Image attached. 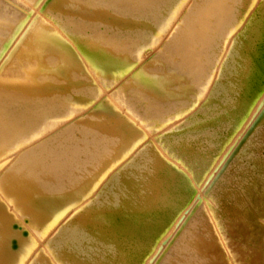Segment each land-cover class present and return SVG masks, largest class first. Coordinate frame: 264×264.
Here are the masks:
<instances>
[{
  "label": "bare ground",
  "instance_id": "6f19581e",
  "mask_svg": "<svg viewBox=\"0 0 264 264\" xmlns=\"http://www.w3.org/2000/svg\"><path fill=\"white\" fill-rule=\"evenodd\" d=\"M168 1L172 0H144V2L106 0V4L98 0H0V101H3L2 97H11L14 101L11 103L14 104L11 109L21 111L24 109L23 106L32 109L59 99L56 95L61 96L62 94L57 93L64 88L61 89L63 84L58 87L59 81L63 82L66 79L63 80V76H60L62 71L60 74L56 71L61 66H52L57 64L55 61L57 59H53L56 52H65L68 57L62 53L56 56L61 59V54L67 57V59L62 58L66 61L68 58L73 59L77 63L76 67L78 64L79 66L81 63L84 64L85 70H88L96 83L109 75H114L117 84H121L113 93L104 94L108 97V101L94 106L93 109L88 107L89 101H83L89 99V96L87 99H82L83 105L88 104V109L79 111L80 115L85 114L82 118L58 122L60 124L49 123L50 125L45 129H34V132L46 133L47 136L66 122L72 121L58 134L21 156H17L18 152L13 149V143L17 138L9 137L5 130L0 132V148L8 147L7 156L15 155L16 159L7 179L9 182L5 183L3 177L0 178V211L4 209L12 211L11 215L14 218L9 226L13 223H21L20 219L24 214L29 218V223L25 224V227L30 235V243L18 249L16 259L18 264L26 263L29 259H33L32 264H146L157 248L154 240L163 228V232L167 233L166 236L175 238L172 245L162 253L163 257L158 264H222L221 259L216 256L219 253L216 254L213 250L220 248L223 240L220 236L221 232L225 234L222 217H225L224 207L229 190L233 187L236 177L240 174L242 177L252 164L264 167V163H261L264 156V111L259 122L252 127V133L249 132L250 136L247 134L246 139L241 140L242 143L231 156L232 161H228L227 165L224 162L225 165L220 166L223 157L222 155L219 157V152L223 148L227 152L235 143L240 135L237 136L236 131L241 133L246 131L248 125H245V117L250 106L256 111L264 96V50L260 49L262 47L256 48L260 38L264 36V1L260 5L256 0H221L222 2L217 5L204 4L202 9L192 15L196 24L191 25L190 29L189 25L184 23L178 26L183 31L191 32L192 36L196 34L195 40L190 42L186 41L189 39H182L181 44H187L188 47L180 45L184 49L179 47L180 51L170 60L159 55L150 57L146 66L140 68L137 74L126 78L137 66L135 60L132 61L134 53L142 52V47L152 48L155 45L152 40L157 34L163 32L160 42L166 39L168 43L172 42V36L167 37V33L172 24L178 21L179 15L177 11L171 10L175 7L173 5L177 4H174L175 1H172L170 10L166 9ZM123 2L130 4L128 9L130 18L121 23L119 13L126 7L123 6ZM248 2L249 8H255V18H252L247 32L245 31L246 33L244 32L235 43L236 49L240 48V54L236 59L227 55L225 62L212 68L204 51L206 49H202V45L198 43L199 39H204L205 48L213 49L218 41L217 37L218 39L222 37L221 29L240 22L242 17L239 12L245 9V4ZM71 15H77L79 22H83L85 26V31L79 33L77 39H73L68 34L70 21L73 18ZM88 16H91V19ZM92 19H98L104 25L90 22ZM213 20L215 26L211 30L208 22ZM120 24H123L125 30L123 36L118 37L119 40L139 39L136 42L125 41L128 46H141L133 52L131 49L128 50L129 54L131 52L130 55L134 54L132 56L126 57L120 53L125 57L121 55L119 57L117 51L114 52L117 49L116 45L121 46L122 43H119L121 40H116L120 33L117 26ZM134 26L137 27L136 34L130 32ZM103 39H106L107 43H104ZM200 48L206 55L203 53V57L199 58L197 53ZM216 50H219V46ZM149 55L150 53L146 56ZM61 60L58 62L60 63ZM233 61L235 63L230 64ZM155 62L161 65V71L155 70ZM175 65L178 67L175 68ZM67 69H64L66 74L72 72L70 70L68 72ZM211 69L218 75L215 83L214 80L209 81L207 76ZM86 71L85 73H88ZM70 74L67 81L72 77ZM88 75L86 77L90 78ZM76 76L72 79L81 81L74 79ZM56 77L62 79L58 80V84ZM112 80L115 81L111 77L109 81ZM179 82H182V86L180 85L177 90L176 86ZM89 83L90 87H88L92 88L94 85L91 86V80ZM105 84L103 86H106ZM67 86L69 85L67 84L65 89ZM199 87H206L209 97L201 107L198 101L203 95L199 93ZM97 88L104 90L99 86ZM144 89L153 97V106L164 107L170 100H178L173 119L163 128L160 124H147L148 112L143 108ZM71 93L68 94L70 97H72ZM55 97L57 99H54ZM130 98L131 101L138 100L136 103L141 106V111L132 106ZM69 100L70 98L65 103H71ZM74 101L76 102V98ZM7 103L2 102L0 107V130L14 125L11 112L7 114V118H4L6 115L4 110L8 109ZM61 103L65 105L64 102ZM74 104L76 107V103ZM83 105L80 107H84ZM55 106L53 110L56 109ZM62 107L65 109V106L61 105ZM63 109L56 110L62 113ZM194 109H198V112L188 118L184 124L168 130L169 123L187 117ZM136 112L142 114L138 115ZM26 118L24 122L27 121ZM96 123L100 125L98 126L101 130L100 134L107 131L112 135L108 150L113 148L111 152L113 157L105 153L104 147L107 143L103 140L95 142L98 146V152L95 154L92 151L96 149L90 152L91 147L82 143L84 146L82 157H97L95 163L97 167L91 169L92 174L86 172L82 159L78 171L72 173L74 177L66 194L61 195L58 187L55 186L50 188L48 194L41 199L36 194L23 193L27 191L23 188L28 184L25 182L26 175L32 177L33 173L29 167L34 166L35 171L51 174L55 178L69 176L72 165L68 164V161L75 152L73 154L72 150L68 155L55 156L52 152L53 148L55 145L65 144L66 136L71 131L76 132L78 142H82L91 131L90 126ZM24 125L21 124L18 128L22 129ZM5 148L2 150L6 151ZM2 150L0 152H3ZM116 154L123 156L120 162V159H114ZM27 157L35 160L37 164L20 169L19 163ZM65 162L66 164L63 165ZM122 163L123 165L120 166L119 164ZM216 164L221 171L227 166L224 175L220 178L228 184L222 187L221 180L215 187H211L210 194L207 190L209 197H206L208 194L206 193L205 196L198 184L206 180ZM27 169L31 171L26 173ZM107 173L110 178L101 185H99L101 181L99 183L94 181L86 186L89 177H93V174L96 179ZM38 178V176L33 177L30 183L38 185ZM15 181L19 186L12 185L16 183ZM21 186L23 191L19 188ZM186 187L189 188L187 192L184 189ZM87 189L90 191L88 192ZM193 197L196 200L203 199L202 205L194 211L183 230L181 229L179 234L174 236L175 230L170 231V225L165 229L164 225L176 223L185 210L187 202L193 201ZM72 212L73 215L69 217ZM148 216L152 219L141 220ZM65 219H67L65 224L58 229ZM156 219H161V222H154L153 220ZM1 230L0 235H2ZM7 231H4V235H7ZM54 232V236L49 239ZM117 242L123 245L124 251L122 250L120 257L114 254L113 246ZM90 243H96L98 248H94ZM38 250L40 252L36 255ZM8 256L10 253L7 250H1L0 264H6ZM75 258L80 260L76 261Z\"/></svg>",
  "mask_w": 264,
  "mask_h": 264
},
{
  "label": "rangeland",
  "instance_id": "374dc122",
  "mask_svg": "<svg viewBox=\"0 0 264 264\" xmlns=\"http://www.w3.org/2000/svg\"><path fill=\"white\" fill-rule=\"evenodd\" d=\"M98 1H100L103 4L106 2V0H98ZM134 1L136 2V0H134ZM137 1L144 2V0H137ZM172 1L173 2L175 1L174 4L175 3H177V4L173 5ZM172 1H171L172 3L169 1L166 3L167 4L166 9L170 10L171 5L175 6V7H172L174 9H171V10L174 12L177 11V15H179V16H178V21L175 22L174 24H172L171 29L167 33V35H168L167 37L172 36V42L170 41V43L167 42L168 41L167 39L163 42H160L162 40V39H160L161 35L163 34V32H162V34H157L156 37L152 40L155 43V45L152 48H148V47H146V48L142 47L141 48L140 45L128 46V45H126L125 41L136 42L139 39L138 38L131 39V40H124V39L121 40L120 39L121 40L120 41L118 39V37L123 36V34H124L123 32H124L125 28H123V26H122L123 24H120L117 26L118 29H120V33L118 34L116 40L120 41L119 43H121V42L122 43H121V46L116 45L118 50L114 48L115 51L113 49H111V51H114V52L117 51L116 54L117 55L119 54L118 55L119 57L121 55L120 53L124 54L126 57L128 55L132 56L135 54L133 56L134 58L132 59V61L135 60L134 63L137 65L136 68L131 72V74L128 75L126 78H129L130 76L137 74V72L140 68L146 66V63L149 61L150 57L152 58L155 55H159V56H162V58H166V59L170 60V59H172V56L177 55V53L180 51L179 47L182 49H184L183 46L188 47L187 44H181L182 39H185V38L189 39L186 41L190 42L192 40H195L196 34L195 35L193 34V36H192L191 32H189L188 30L183 31V29H181V28L179 29L178 28L179 24L180 23L187 24V25H189L188 28L190 29L191 25L196 24L195 19L194 18L192 19L193 13H195L199 9H202L203 6H205L204 4L207 5V4L212 3V5H214V4L217 5L218 3L222 2L221 0H179V1L178 0H172ZM256 1H257L258 5H260L264 0H256ZM168 3H169V6H168ZM124 5H126V7H124L123 12L119 13V16H120L119 22H121V23L126 21L128 18H130V13L128 12L130 4L127 2H123V6ZM249 5H250L249 2L246 3L245 9L243 11L240 10L239 14H241L242 18H241V20H239L240 21L239 23H237L235 25L233 24L231 26L227 25L225 28L221 29V36L222 37H221V39H218V37H217L218 41L215 45L216 48L215 47H213V49L212 48H205L203 46V44H205L204 39H199L198 43H200L202 45L201 46L202 49H206L204 51H206V54L208 55L207 59L210 61L212 68L215 66H218L223 61L225 62V59L227 57H231V58L233 57L234 59H236V57L240 54V50H239L240 48L236 49L235 43L238 41V38L245 31L247 32V30L249 29V26H250V22L255 15V8H249ZM206 9H208V8H206ZM131 14L133 15V13H131ZM71 17H73V18L70 21L68 34L73 39H77L76 36H78L79 33H83L85 31V26H84L83 22H81V23L79 22L80 19L77 15H71ZM88 17L91 19V16H88ZM90 22L98 24V25L103 24L98 19H92V21H90ZM208 24L210 25L211 30H213L214 26H215V21L214 20L210 21V22H208ZM130 30H131L130 32H132L133 34H136L137 27L134 26ZM103 37H104V35H103ZM215 39H216V37H215ZM103 42L107 43L106 39H103ZM257 44H258V46L256 47L257 49L262 47L260 49L264 50V36L262 38H260V41ZM180 45H183V46H180ZM217 46H219V50H216ZM138 48L143 49V51L142 52L136 51V53H134L132 55H130L131 54V52H130V54H129L128 50L131 49L133 52L136 49L138 50ZM201 48H200L199 52L197 53V56L199 58L203 57V53L205 54L204 51L203 52L201 51ZM126 51H127V53H126ZM58 53H62L63 55L65 54V52H56V54H58ZM146 53L147 54L150 53L149 57L146 56L147 55ZM56 54L53 56V59L54 58L57 59L55 61L57 62V64H60V65H57L55 63L52 66H56V67L61 66L60 68L58 67L56 71H58L59 74L61 73L60 71H62V73L64 75L61 73L60 76L61 77L63 76L62 79L63 78L66 79L63 82L59 81V84H60L59 85L58 80H62V79H59L60 78L59 76H58L59 78L56 77L58 87H60L62 84L64 85L65 83H66V85L67 84L69 85V86H67L66 89H65L66 85L61 86V89H62V87H64V88L61 90V92H58L57 94L60 93L62 95L61 96L56 95V97H59V99H57L55 97L54 99H57V100H53V102H51L50 104H42V105H40L38 107L36 106L32 109L30 107L23 106L24 109L21 111H16L15 108H13V109L10 108V107L14 106V104H11V103H14V101L11 97H2L3 101H0V107H2V102H4V103L8 102L6 105V107H8V109L4 110V114H6V115H4L5 116L4 118H7L6 117V116H8L7 114H9L11 112L13 114V120H14V125H11L10 127L6 128V129H1L0 132H2V130L3 131L5 130L6 132H8L9 137H16L17 138V140H15L13 143L14 144V146H13L14 151L18 152L17 156H21L22 154L29 152L31 149H33L37 145L41 144L43 141L48 140V139L52 138L53 136H55L56 134H58L60 131L63 130L64 127H66L70 123H72V121L77 120L78 118H82L85 114L80 115V113H79L80 110H86V109H88V107L93 109L94 106L99 105V104L103 103L104 101H108L107 100L108 97H106L105 95H108L109 93H113L115 90H117L121 86V84H117V81H116L117 79L115 80L114 75H111V76L109 75L108 77H105L107 79V81H105L106 79L103 78L96 83V80H94L91 77L92 75L88 72V70L87 71L85 70L86 66L84 64L81 63L80 66L78 64V67H76L77 63L73 59L68 58V60L66 61V59L68 57L67 54H65V56H67V57L60 54V56L62 58L65 57L66 59L65 58L62 59L59 56L64 62H62V60L58 58L59 54L57 56H56ZM124 55H121V57H125ZM227 55H229V56H227ZM60 60L62 63L58 62ZM70 60L72 62H70ZM234 61L232 63L230 62V64H234L235 63ZM180 62L181 61H179V63ZM74 63H76V64L74 65ZM154 64H156L154 67H155V70L157 72L162 70V69H160L162 67L159 63L155 62ZM62 65H64V66H62ZM65 65H66V67H65ZM171 66H173V64H171ZM230 66H232V65H230ZM64 67L66 69L68 68L67 69L68 72L72 71L70 73L74 74V75H72L66 71L68 74H70L72 76L70 78L71 79L70 83H72V80H73L72 78L75 75H77L78 77H82L84 75L86 77L89 73L88 76L91 79L87 78V77H86L87 79L85 77L84 78L82 77L84 79V80H82V78H78L76 76V77H74V79L75 78L81 79V81H78V80L74 81L73 80V83L70 84L69 83L70 79H68V81H67V78H69L70 76H68V74L65 73ZM177 67L178 66L175 65V68H177ZM74 70L79 71V72L76 73ZM85 71L88 73H85ZM214 71L215 70L211 69L210 72L207 73V76L209 78V81L214 80V83H215L217 78H218V75H217V72L214 73ZM80 72H81V75H80ZM194 72H196V70H194ZM64 76H66V78ZM111 77H112V79L114 78V80H115V81L112 80V82H114L113 84H112V82L109 81L111 79ZM89 79L92 82L91 86L94 85V86H92V88H89L90 87V83H89L90 80ZM93 80L95 81L96 84H100V85H96L95 83H93L94 82ZM76 81L78 83H76ZM87 81H89V82H87ZM102 81L103 82L105 81V82L102 83ZM86 84H87V86H86ZM104 84L106 86H103ZM112 85H113V87H112ZM180 85L182 86V82L177 83V86H176L177 90L179 89ZM98 86L104 90H100V89L98 90V88H97ZM104 87H108V88H104ZM67 89L69 90V93H68ZM106 89L108 91L109 90L110 91L107 92ZM206 89H207L206 87H199V89H198L199 93H201V95H203L202 98L198 101V103H200V107H201V105L203 106L209 99V97L207 96L208 93H206ZM63 90H64V92H63ZM70 90L72 93L70 92ZM65 91H67L68 94L71 93L72 97H70V95L65 93ZM104 91H106L107 94ZM263 93H264V91H263ZM63 94H65V95H63ZM76 94H78V96L80 95V97L77 96L78 97L77 98ZM88 96H89V99H87ZM62 97H64L65 100ZM143 97H144L145 101H144V107L143 106L142 107L144 108V111L148 112L147 124H149V125H156V124L159 125L160 124L161 128H163L165 125L168 124L169 120L173 119V117H174L173 113L175 111L174 109L177 106L178 100L172 99L169 101L168 105H166L164 107H162V106L158 107V106H153V103H152L153 97L150 96L149 91L145 90V95H143ZM263 97L264 96H262L260 106L256 108V111H253V109H252L253 107L250 106V108L247 112V115L245 117V120H246L245 125H248L247 129L245 128V130H246V131H244L245 133L244 132L241 133L240 131L239 132L236 131L235 134L237 133L236 134L237 136H238V134H240L241 136L240 135L238 137L235 136V138L237 137L235 140V143L227 150V152L225 151V148H223L219 152L220 153L219 157L221 155L223 157V158H221L220 166L225 165L228 161H230V162L232 161L231 156L236 151V148L242 143L241 140H243L246 137V135L249 134V132H250V134L252 133L251 132L252 127L255 126L259 122V120L261 119V114L264 111V98ZM67 98L68 99L70 98L69 101H71V103H69V104H68V102H67V104L65 103V101H68ZM75 98H76V102L74 101ZM79 99L81 100L80 102H79ZM82 99H87V100H83V101H85V102L89 101L88 103L90 106H88V104H87V106H88L87 107L85 102H84L85 104L83 105ZM135 99H137V98H135ZM131 100L132 99L130 98V103L132 104V106H134L136 108V110L141 111V106H139L136 103V102H138V100L137 101H131ZM55 102H57V103H55ZM58 102L59 103L64 102L65 105L63 103H61V105L65 106L64 107L65 109H63V107L61 108V105ZM77 102H79V104H77ZM52 103H54L55 105H58V107L53 105ZM72 103L73 104L76 103V107H75V104L73 105ZM254 103H253V105H254ZM70 104H71V107H70ZM67 105L70 108H67L68 107ZM82 105L84 107H80ZM54 106L56 107V109L57 108L60 110L63 109L62 113L60 110H59V112L56 109H55L56 111L53 110ZM78 106H79V108H78ZM49 109L50 110L52 109V111H50ZM64 110L65 111L67 110V111L65 112ZM197 110L198 109H196V110L194 109V111H192L187 117H185L183 119H179L175 122L172 121L171 124L169 123L168 130L172 129V128H176V127L184 124V122H186L188 118H190L191 116H193L195 113L198 112ZM136 113L138 115L142 114V112L141 113L136 112ZM59 114H60V116H59ZM50 115L52 118L50 117ZM66 116H67V118H65ZM26 117H28L29 119H27ZM48 117H50V118H48ZM61 117H63V118H61ZM25 118L27 119V121L24 122ZM47 118H48V120H47ZM64 118H65V120H64ZM68 119H73V120L70 122L68 121L64 125L56 128V130L52 131L53 132L52 134H49L47 136L45 135L46 133L34 132V129H39V128L45 129V127L47 125L48 126L50 125L49 123H51V125H52L53 123H58V122L61 123V121L65 122ZM60 123H58V124H60ZM21 124H23V125L25 124L22 129L18 128ZM95 125L90 126L89 129H91V131L83 139L82 142H78L76 132L71 131L66 136L65 144L55 145V147L53 148L52 152H53V154H55V156L68 155V154H70V152L72 150H73V154L75 152V154L73 155L71 160L68 161V164H71L72 167L70 168V170H69L70 173H69V176H67V177L63 176L61 178H55L51 174H47L45 172L44 173L37 172V171H35L36 168L34 166L29 167L30 165L37 164V162H34L35 160H33L30 157H27L24 160H22L19 163L20 169H21V167L26 168L25 166H27L30 169H32L33 173H34V174L32 173V175H31L32 177L28 176V174L26 175L27 177H26L25 182L28 184H27V187H23V188H26L27 191H24L23 193L27 192L30 194L32 193L34 195L36 194V195H38V198L41 199L48 194L50 188L55 186V187H58L59 193L61 195L66 194L67 190H68V186L71 184V181H72L71 179L74 177V176H72V173L74 174L78 171V169H79L78 165L81 164L82 159L84 160V163H85L84 168H85L86 172L88 174L91 172L90 174H92L93 172L91 171V169L94 170L97 167V165L95 164L97 162V157L90 156L91 154L89 155L90 157H88V158L82 157V150L84 149V146L89 145L91 147L90 152L92 150L96 149L95 151H92V153L94 152L93 154H95V152H98V146L95 144V142L103 140L104 142L107 143V145L104 147V149L106 150L105 153L108 155H111V152H113V148L111 150H108V149H110V148H108V143L110 144V141L112 139V135H110L109 134L110 132H107V131L100 134L101 130H99V128H98V126H100V125L98 123H96ZM250 134L247 136H250ZM6 143H7V141H6ZM82 143L83 144L85 143L87 145L84 144V146H82L83 145ZM57 144H59V143H57ZM5 145H7V144H5ZM3 148H5V147H3ZM3 148H0V150H2ZM7 148L4 149L6 151L2 150L3 152H0V155L2 153V155L0 157V178L3 177V179H4L3 182H5V183L9 182L7 179L9 178V176L11 174V172H10L11 167L16 162L15 155L7 156L8 155L7 154V152H8ZM2 157H4V158H2ZM225 158H227V159H225ZM114 159H116V160L120 159L119 160V162H120L123 159V156H119L116 154ZM224 162H225V164H223ZM123 163L119 164V165L122 166ZM261 163L262 164L264 163V156L261 160ZM65 164H66V162L63 165H65ZM202 165H203V161H202ZM254 165L255 164H252V167L248 168L245 171V174L242 175V177L240 176L241 172L239 173L240 178H238L239 176L236 177L234 185L229 190L228 198L225 201L226 202L225 207H224L225 217H222V222L225 225V234H223L221 232L220 236H222V238H223L222 244L220 243L221 244L220 248H215L213 250L216 254L219 253L216 256L219 259H221L220 261L222 262V264H264V167H261L262 165H259V164L257 166H254ZM2 166H4V167H2ZM89 166H92V167L90 168ZM218 167H219L218 164H216V166H214L215 170L214 169L211 170V172L209 173L206 180L203 183L201 182L198 184L200 191L201 192L204 191L203 194H205V196H206V193L208 194V191H209V194L211 193V189H212L211 187H215L217 184L220 183V181L222 180L220 177H222V175H224V172H225V169L227 166H225V169L223 168L224 170H222V171H221V168L219 167V169H220L219 170ZM187 169L190 170L189 167H187ZM30 171L31 170L27 169L26 173H29ZM220 171L223 173L221 174ZM215 172H216V175L214 176ZM220 174H221V176H219ZM37 176L39 177L38 178L39 179L38 185H32L30 183V181L33 179V177L35 178ZM108 178H110L108 176V173L102 174V175L98 176L96 179H95L94 174H93V177L92 176L89 177V179H88L89 182L86 186H89L94 181H96V183H99L101 181L99 184V185H101ZM212 178L214 179V181ZM216 178L219 180H217ZM210 180H211V182H210ZM221 182H222L221 183L222 187L225 186L226 184H228L227 181L222 180ZM224 182H225V184H224ZM212 183L215 185H212ZM12 185L19 186V183L16 182V183H13ZM206 186H208L210 189H208V187L206 188ZM156 187H158V186H156ZM19 188L22 189V191H23L22 186ZM184 189L186 192L189 190V188H187V187ZM36 191H37V193H35ZM87 191L89 192L90 189L89 190L87 189ZM193 191L195 192V190H193ZM209 194L206 197H209ZM11 202H12V200H11ZM189 202H187V205L185 206V210L181 213L177 222L175 221L176 223L172 224V222H171V224L165 223L166 225H164L165 229H167L168 225H170L169 230L170 231L175 230V231H173V233H175V234H173L174 236L179 234L181 229L183 230L184 226L192 218L194 211L197 208H199L200 205H202L203 199L196 200V198L193 197V201H191L190 203ZM11 214H12V211L10 209H7V211H6V209L0 211V230L2 229L1 230L2 235H0V242H2L4 244L3 245L2 243H0V251L1 250H7L10 253V256H8L6 261H5L6 264H18V262L16 260L17 259V253L19 251L18 249L20 248V246L22 247L24 244L26 245V243L27 244L30 243L29 242V236L30 235H29V232L27 231V229L25 227L26 226L25 224L29 223V218L26 216V214H24L23 217L20 219L22 221L21 223H18V222L13 223V224H11V226H9L12 218H14V216H12ZM72 215H73V212L69 214V217H71ZM147 219L151 220L152 218L150 216L141 218V220H143V221L147 220ZM66 220L67 219L62 221V223L58 227V229L62 225L65 224ZM153 221L156 223H160L161 219H156ZM163 229H161L158 232L157 237L154 240L156 245H157V248H156L155 252L153 254H151L149 259L146 261V264H158V262L163 257L162 253L165 252L164 250H167L172 245V243L174 241L175 237L173 238L170 236L169 237L166 236L167 233H164ZM5 230L6 231L8 230L6 233L7 235H4ZM54 234H55V232L50 235L49 239H51L54 236ZM220 242H221V240H220ZM90 244L94 248L95 247L98 248V245L96 243H90ZM113 248L115 249V251H114L115 256L120 257L121 253H123V251H124L122 243H119V242L115 243ZM39 252H40V250H38L36 252V255H38ZM75 260L78 261L80 259L75 258ZM33 262H34L33 259H29V260H27L26 263L24 262L23 264H32Z\"/></svg>",
  "mask_w": 264,
  "mask_h": 264
}]
</instances>
